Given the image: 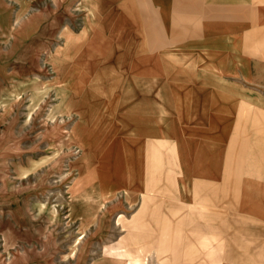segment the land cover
I'll list each match as a JSON object with an SVG mask.
<instances>
[{
    "label": "crops",
    "instance_id": "obj_1",
    "mask_svg": "<svg viewBox=\"0 0 264 264\" xmlns=\"http://www.w3.org/2000/svg\"><path fill=\"white\" fill-rule=\"evenodd\" d=\"M34 1L0 0L6 37L63 39L54 60L69 62L54 68L67 74L69 107L100 113L85 114L88 149L117 154L116 172L93 163L106 175L85 194L86 238L116 225L117 247L152 264H264V67L250 35L188 34L254 25L235 17L247 1L206 0L219 9L191 24L190 0H51L32 17ZM26 220L0 224V264H30L13 254L29 240Z\"/></svg>",
    "mask_w": 264,
    "mask_h": 264
},
{
    "label": "rangeland",
    "instance_id": "obj_2",
    "mask_svg": "<svg viewBox=\"0 0 264 264\" xmlns=\"http://www.w3.org/2000/svg\"><path fill=\"white\" fill-rule=\"evenodd\" d=\"M1 1L4 7L12 9L9 0ZM246 1L245 7L240 2L235 4V17L237 22H244L241 18L246 16L254 25L189 26L188 34L250 35L254 62L264 67V0ZM44 8H53L51 0L34 1L29 15L36 17L39 9ZM215 8L219 9L206 0H199V4L198 0H190V24L197 18H206L203 15L206 10ZM236 9L233 7V12ZM240 9L244 11H238ZM18 29L14 27V33H18ZM173 30L181 28L174 26ZM29 31H35L29 33V38L36 40V29L30 27ZM5 34L0 32V224L21 226V220L27 219L25 226L29 233V240L20 243L14 256L23 251L28 254L30 264H79L77 259L71 258L72 248L77 247V255L84 250L82 264H133L137 260L152 264L147 251H132L124 245L117 247L116 225L111 236L106 234L101 239L95 226L86 238L84 223V239L77 244L82 235L81 219L76 212L74 216L70 214L69 201L71 186L79 176L76 160L81 151L75 141L59 144L51 139L49 132L60 128L69 134L74 128L81 127L79 131L85 133V114L94 118L100 113L91 108L87 113L79 109L73 111L69 102L67 112L57 113L62 102L58 93L61 85L59 73L50 59L55 51L64 47L63 39L56 36L49 41L25 44L16 38L8 39ZM92 65L101 66L100 60H94ZM62 80L64 82V76ZM115 247L127 256H112L110 252L115 251ZM139 252L145 257H129Z\"/></svg>",
    "mask_w": 264,
    "mask_h": 264
},
{
    "label": "bare ground",
    "instance_id": "obj_3",
    "mask_svg": "<svg viewBox=\"0 0 264 264\" xmlns=\"http://www.w3.org/2000/svg\"><path fill=\"white\" fill-rule=\"evenodd\" d=\"M7 15L6 11L4 10L3 7H0V32L5 33L8 29L7 25ZM48 54L49 53V50ZM52 55V54H51ZM58 56V55H57ZM55 63L56 66L63 68L68 62V59L64 58H55L54 56L53 59H50V61ZM59 69H57L58 72ZM62 70V69H61ZM63 71V70H62ZM64 76H67V74H63ZM60 77V74H59ZM59 82L61 87L58 90L59 95L62 97V102L61 104L57 107V113L60 112H67L68 111V97H69V84L68 80L64 78V82L62 80V77L59 78ZM84 120V116L81 117V121ZM50 137L52 140H56L57 143L59 144L65 143V142H76L78 144L80 152V156L77 158V168L79 169V176L75 179L73 185L71 186L70 193H71V200L69 201V210L70 214L74 216V212H76V216H78L81 219V232L82 235L78 239L77 244H80V242L84 239V213H83V201L85 198V194L89 188V186L93 183L95 179H99L106 174L102 176V173L99 175L96 174L97 170L102 169V171L106 172L109 170H113V172H116L117 168V154L115 152H110L109 149L110 147H107L103 149V153L100 154L97 151H90L88 149L89 146V140L85 136L83 132H80L78 127L74 128L69 134H67L64 130L54 128L53 130H50L49 132ZM61 139V140H60ZM100 146H98V149ZM96 152V153H95ZM100 161V167H97V170L94 172L95 167L93 166L94 161ZM101 171V172H102ZM102 194L105 195V192L102 191ZM78 205V206H77ZM78 210V211H75ZM81 212V213H80ZM76 244V245H77ZM114 250V249H111ZM121 252V253H119ZM46 254L48 252H45ZM78 253V248L74 247L72 248L71 252V258L72 259H77V263L82 264L84 262V250ZM112 256H117V257H124L125 254L124 252L120 251L117 247H115V251L110 252ZM137 257H145L144 253L139 252L137 253ZM133 264H147L146 260L145 261H135Z\"/></svg>",
    "mask_w": 264,
    "mask_h": 264
}]
</instances>
